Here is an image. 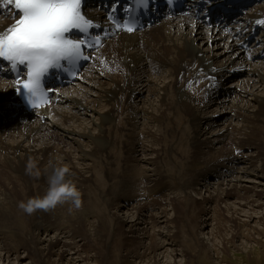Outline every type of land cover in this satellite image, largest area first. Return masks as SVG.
<instances>
[{
  "label": "bare ground",
  "instance_id": "6f19581e",
  "mask_svg": "<svg viewBox=\"0 0 264 264\" xmlns=\"http://www.w3.org/2000/svg\"><path fill=\"white\" fill-rule=\"evenodd\" d=\"M0 10L4 16V20L0 21V31H3L12 21V16L8 13L7 5H0ZM248 19L257 20V23L264 21V3L248 11L246 20ZM191 22L193 20L187 16L176 17L166 20L162 26L144 32L140 37L137 36L139 38L121 36L116 42H110L103 53L107 56L114 54L113 64L118 67L119 72L106 69L95 71L99 66H93L86 72L84 81L61 90L59 102L52 112H45L48 115L47 124L42 123L40 118L22 115L21 112L17 119H13L17 109L0 107V110L6 111L4 114L0 113V264H96L97 261L99 264H107L115 252V249H110V240L123 235L125 239L121 248L124 246L125 255L120 258L122 263H176L173 249L168 253L170 243L157 241L161 233L168 234L155 229L161 220L168 224L170 216L160 214V210L165 209L162 202L158 203L156 199L154 202L158 205L152 210L148 209L151 208L149 204H153L150 198L167 189L168 185L176 186V181L186 180V177L190 180V190L195 189L197 184H201L198 183L199 176H203L205 180L214 178L213 185H202L201 188L205 187L206 192L195 201L188 200L191 195L189 196L190 190L187 188L183 194V204L201 209L203 214L209 213L210 219L215 218L214 229L207 231L209 238L212 240V236L219 235V241L224 247L227 248L230 244L234 246L233 236L237 231L241 232L239 229L244 226L247 232H244L246 241H242V246L245 247L250 241H254L256 245L262 244L264 93L258 94V97H253V94L249 97V94L251 90L264 92V60L245 61L244 50L235 57L239 52L235 53V50L240 48L237 47L233 34L218 31L209 36L203 25L191 26ZM261 50L257 49L258 52ZM128 59L130 61L127 62ZM208 60L220 71L222 68L229 70L240 64V61L248 67L245 71L241 70L242 78H239L242 76L240 75L229 80L230 75L218 72L215 92L220 91V95L214 101L213 108L214 111L217 108L226 109L229 114H213L204 128L211 125V118L218 122L219 117L229 118V115L238 125L232 120H226L223 125L213 129L212 134L203 132L202 126L198 125L199 111L205 110L209 103L205 101L204 91L195 83L185 85L189 79L187 75L191 76L196 66L203 65L205 70L209 69L205 64ZM154 72L167 76L162 83L154 82L152 78L142 83L144 76ZM181 73L182 81L178 80ZM224 78L230 82L226 87ZM198 79L200 77L195 78L196 81ZM7 81L8 79L0 77L2 100L10 90ZM139 81L144 88L150 87V97L157 96V100H154L156 103L150 102V106L134 104L133 99L146 104L148 100L141 98L143 92L135 87ZM101 100L106 101V108L99 111L95 104ZM87 111H92V114L98 111L102 116L100 122H94L97 134L87 127H76L81 124L80 114ZM168 111H172L174 117L170 118ZM4 119L9 120L5 124L1 123ZM61 132L85 136L87 140H91L90 149L84 148V143L87 142L84 137L74 140L76 148H66L63 146L66 141L59 136ZM105 147L110 149L109 153L111 151L109 161H102L99 156ZM115 151L118 152L117 156ZM250 151L257 153L250 154ZM143 154H155V158H147ZM164 156L166 161L161 168L166 174V170L173 168L171 172L175 180L170 176L167 179L166 174L156 166ZM255 156L263 162L262 169L254 164ZM98 159L101 163L120 164V169L116 171L120 176L112 178L103 189H97L105 199L107 208H117L115 201L120 199H129L125 200L128 201L126 206H129L130 201L140 202L130 204L134 214L130 213L128 218L115 215L114 210L111 214L115 213L113 217H110V212L101 215L100 224L96 225L95 233L91 231V235L100 241L101 248H105L107 243L108 249L98 248L96 255L99 257L94 258L95 254L83 253L85 248L89 249V239L78 241L74 229L78 221L86 222L92 218L91 208L70 211V206L63 204L49 211L37 210L27 214L19 205L45 194L48 177L56 167L67 168L68 178L82 189L90 182L93 165L99 162ZM170 159L173 164H170ZM91 160L92 163H88ZM240 160L250 162L252 166L238 169L235 164ZM189 162L200 164L203 169L197 171L188 167ZM30 163L39 169L38 177L29 174ZM180 168L182 170L179 172L177 169ZM205 170L209 173L205 174ZM111 172L108 171V177ZM247 173L256 175L258 182L247 179ZM221 176H224V182L219 179ZM144 182L150 184L147 191L142 188ZM181 192L176 190L171 193L176 197ZM141 201L148 205H141ZM226 211L230 216L226 215ZM137 217L142 220L138 221ZM208 223L211 224V220ZM196 228H201V224L196 223ZM226 229L232 231L231 235L221 234L220 231ZM166 238L181 245V238L178 236L170 235ZM214 241L213 246L216 244ZM165 247L166 250L162 251ZM15 248L22 249L23 254H19ZM223 249L224 252L225 248Z\"/></svg>",
  "mask_w": 264,
  "mask_h": 264
},
{
  "label": "rangeland",
  "instance_id": "374dc122",
  "mask_svg": "<svg viewBox=\"0 0 264 264\" xmlns=\"http://www.w3.org/2000/svg\"><path fill=\"white\" fill-rule=\"evenodd\" d=\"M212 47H213V45H212ZM213 49H214V51H215V47H213ZM249 72L251 71V70H248ZM161 73V72H160ZM158 73V72H154L153 74H151L150 76L151 77H148V78H152L153 80H154V82L156 81L157 83H162V81L163 80H165V76H167V75H165V74H163V73ZM242 75V74H241ZM238 76H240V75H238ZM243 77V75L241 76V77H239V78H242ZM148 78L146 79V80H143L142 79V83H146L147 81H148ZM234 81V80H233ZM137 83H140L139 85H137L136 86V88L137 89H139L140 91H145L146 90V88H147V90L149 91V94H150V87H146V88H144V85H142L141 84V82L139 81V82H137ZM230 82H227L226 84H225V87L227 86V84H229ZM138 86H142V89H140ZM224 87V86H223ZM233 88V87H232ZM139 91V92H140ZM258 92V94H262V93H264L263 91H255V90H251V92ZM143 97H145V93L143 92ZM149 97V96H148ZM146 97L145 99H148L147 100V104L146 103H141L138 99H134V104H138V105H140V104H144V105H147V106H150V104L152 103V102H154V103H156V101H154V100H157V96L155 95L154 97L152 96V97ZM249 97H252V93L251 94H249ZM217 98L215 97V98H212L211 100H210V102L208 103V105H207V108H205V110L203 109L202 111L200 110L199 111V122H198V125L200 124V127L202 126V128H203V132H210L211 133V131L213 130V129H215V128H217V127H219V126H221V125H223L225 122H226V120H229V121H233V122H235V120H233L232 118H230V115H229V118H227L226 116L225 117H219V121L217 122L216 121V119H214V118H211L210 120H209V123L211 122V125H207L206 127L207 128H204L205 127V123H206V121H208V119L214 114V116H218V115H221V114H225V112H226V114H229L228 113V110H223V109H221V108H217V110H215L214 111V106H215V100H216ZM101 102V101H100ZM151 102V103H150ZM99 103V102H98ZM150 103V104H149ZM97 104V103H96ZM96 104H95V108H97L96 107ZM239 104H242V103H239ZM103 105H104V107L106 106V103L104 104L103 103ZM98 108H100V110H103L104 108H103V106L102 105H98ZM106 108V107H105ZM97 110H99V109H97ZM99 110V111H100ZM98 112V111H97ZM89 116H91V113H88L87 115H84L83 116V120H84V122H85V124H87L88 122H90V117ZM168 116L171 118V117H174L173 116V113H172V111H168ZM222 116H224V115H222ZM99 117V115H98V113L96 114V113H94V118L95 119H97ZM221 118V119H220ZM95 122V121H94ZM97 122V121H96ZM201 122V123H200ZM2 123V122H1ZM45 124H47V123H45ZM53 124V123H52ZM81 124L79 123V125H77L76 127L78 128V129H84V127H87V128H90V130L93 132V133H95V134H97L98 132H95V131H97L98 129H97V127H96V125H94V123H91L90 122V124L89 125H82V128H79V126H80ZM235 125H238L237 123L235 124ZM8 126V125H7ZM51 126V125H50ZM183 126H184V123H183ZM154 128H156V127H154ZM212 134V133H211ZM211 134H210V136H211ZM207 136H209V135H207ZM67 140L68 141H70L72 144H74V141L72 140V138H68L67 137ZM88 143V141L87 142H85L84 143V148L86 149V150H89L90 149V147H89V149L86 147V144ZM221 145V144H220ZM76 147H77V144H76ZM75 147V148H76ZM185 148H187L186 146H185ZM253 152H255V151H250V152H248V153H250V154H253ZM115 153V155L117 156L118 155V152L117 151H115L114 152ZM255 153H257V152H255ZM209 154H211V153H209ZM212 154H213V152H212ZM255 155V154H254ZM143 156H145V157H147V158H155V154H143ZM166 156V155H165ZM165 156L164 157H162V159L161 160H159V163L158 164H156V166L159 168V169H161L162 170V168H161V165L163 164V162H165L166 161V159H165ZM172 156V153L170 154V157ZM167 158V157H166ZM170 161V164H173L172 162H171V159L169 160ZM253 161L255 162L254 164L255 165H257V166H260L259 168H261L262 169V167H263V162L261 161V160H258L257 158H256V156H255V158H253ZM238 162H240V161H238ZM244 162V161H243ZM88 163H92V160H91V162H88ZM180 163H182V162H180ZM245 163H248L249 164V166H252V163H250V162H245ZM102 164H105V165H111V163L110 162H105V163H102ZM116 165H117V168L116 167H112V168H110V169H107V168H104V171L105 172H108V171H112L111 172V174H110V177H109V179H110V181H111V179L112 178H114V177H116V176H120V175H118V173H116V171L117 170H119L120 169V164H118L117 162L115 163ZM186 164V163H185ZM95 165H98V162H96L94 165H93V168H94V166ZM187 165H188V167H192V168H195L197 171H199V170H202L203 169V166L202 165H200V164H197V163H194V162H189V163H187ZM155 166V167H156ZM235 166H237V167H239L238 169H244V168H249V167H240L238 164H235ZM176 168V167H175ZM115 169V170H114ZM172 170H173V168H172ZM171 170V171H172ZM163 171V170H162ZM98 172H100V175L102 176V178H103V175H102V171L99 169V167H97V169H96V174L98 175ZM163 172H165V171H163ZM166 172L167 173H169V170H166ZM174 172V171H173ZM205 174H207V173H209V172H207L206 170L205 171H203ZM92 173H94V170L93 171H91V174ZM246 176H249V178H247V179H251L253 182H258V179H256L255 177H256V175H253L252 173H247V175ZM251 176V177H250ZM168 177V176H167ZM200 177V176H199ZM198 177V178H199ZM223 177L224 176H221L219 179L220 180H222L223 179ZM92 178V175H91V177H90V182H88L82 189H80L79 188V190H80V193H81V200H82V206H81V208H83V207H88V208H91L92 209V214L94 213V212H97L96 211V209L93 207V205L94 204H96V201H94L93 202V199L94 198H96L98 201H99V203H101V205H100V208H101V210H102V214H107V212H111L110 211V209H111V207H110V209L109 208H107V203H106V201H105V199L102 197V196H100V194L97 192V189L99 188V187H102L101 189H103L104 187H106L109 183H110V181H109V183L107 182V178H106V182L104 183V184H101L100 183V180H92L91 179ZM203 178V179H202ZM225 178H227V175L225 176ZM173 179H176V178H173ZM179 179V178H178ZM214 179V178H213ZM213 179H206L205 180V178L202 176L201 178H200V180H198V183H201V184H197L196 186H195V189H192V190H190L189 191V196L192 194V192L194 191L195 192V195H197V196H199V198H200V196L201 195H203V194H205V187H203V188H201L202 187V185H207L208 183H211V184H209V187H211L213 184H212V180ZM105 179L103 178V181H104ZM97 181V182H96ZM177 182V181H176ZM222 182H224L223 180H222ZM169 183H170V180H169ZM191 186V184H190V182L189 183H187V188L189 189L190 188V186ZM149 186H150V184L149 183H147V182H144L143 184H142V188L144 189V191H147L148 189H149ZM224 186V185H223ZM86 188H89V190L87 191L86 190ZM197 188V189H196ZM205 188V189H204ZM146 194V193H145ZM188 194V193H187ZM87 197H89V198H91L92 199V202H89V201H87L86 202V199H87ZM100 198H102V199H100ZM184 197H182L181 199H183ZM114 199V198H113ZM112 199V200H113ZM125 200H129V199H120V200H116L115 201V203L117 204V208H113V210L115 211V215H119L120 214V216H123V217H125V218H128L129 217V214L130 213H133L132 212V207H130V204L132 205V204H136V202H134V201H130V203L128 204L129 206H126L127 205V202L125 201ZM184 200V199H183ZM99 203H97V204H99ZM104 203H106V205L104 204ZM189 203H192V202H189ZM93 204V205H92ZM106 206V207H105ZM123 206H126V207H123ZM150 207V206H149ZM208 206H206V208H207ZM106 208V209H105ZM134 211V210H133ZM166 211V210H165ZM199 211H201V209H199ZM226 213V215L228 216H230V214L226 211L225 212ZM110 215V217H113V216H115V215ZM134 214V213H133ZM209 213H205L204 215H203V213L200 215V216H202V220H201V230H202V234H201V236L203 237V242L205 243L204 244V247H202L201 248V250L199 251V257L198 258H195L194 259V261H192V262H190V263H188V261L187 262H184V258H182L181 257V254L179 255L178 253L176 254L175 252V258H176V263L177 264H264V238L262 239L263 240V242H262V244L261 245H256L255 243H254V241H250L251 243H249V244H247L245 247H243L242 246V241L243 240H245V234H246V228L243 226V227H241L239 230H241V232H239V231H237L238 233H235L234 234V236H233V238L235 239V244L236 245H232V244H230L229 245V247H224V245H222V243L219 241L220 240V236L218 235L217 237H214V236H212V240L209 238V233L207 232V231H209V229H211L212 228V226H211V224L210 223H208L209 222V220H211V222H212V219H210V217H208L209 215H208ZM213 217L215 216V214L214 215H212ZM206 217H208V219L206 218ZM101 218V215H100V217L98 218V220L96 221V223H95V226L99 223L100 224V221H99V219ZM108 219H109V216L107 217ZM206 218V219H205ZM243 219H245V218H243ZM92 220H93V218H90L88 221H78L77 222V224H76V226H75V228L74 229H76V238H77V240L78 241H80V240H82L83 238H88L89 239V242L87 243L88 244V246H89V249H84L83 250V253H86V254H91V255H93V254H95L94 256V258H97V257H99V255H96V252H97V250H98V248H99V250H100V246H101V243H100V241L98 240V239H96V237H94V236H92L91 235V231L92 232H94L95 233V231H94V229H95V227H91L90 225H89V223L91 224V225H93L94 226V223L92 222ZM137 220L139 221H141L142 219H138V217H137ZM215 220V218L213 219V221ZM162 221V220H161ZM159 221L158 223H157V228L155 227V229H157V230H161V231H163V232H165L164 230H162V228H163V226H162V224H163V222H165V221ZM203 221V222H202ZM208 221V222H207ZM114 221H112V223H113ZM85 223H87L86 225H85ZM214 223V222H213ZM89 226V227H88ZM110 228V227H109ZM206 229V230H205ZM204 231V232H203ZM212 231V230H211ZM246 231V232H245ZM205 232H207V234H204ZM221 232V234L223 233H225V234H229V235H231L230 233L232 232V231H230V229H226L225 231L223 230H221L220 231ZM244 232H245V234H244ZM220 234V233H219ZM207 235V236H206ZM256 235V234H255ZM168 236L170 237V235L168 234ZM167 235H165V234H160L159 235V239L157 240L158 242H164V243H168L167 242V240H165L166 239V237H168ZM228 238L229 237H231V236H228V235H226ZM257 236V235H256ZM168 237V238H169ZM191 236H189V238H190ZM124 239H125V235H123V236H121V237H114L113 239H111L110 240V249H112V250H114L115 249V252H113V254H112V256H110V258H109V262L107 263V264H125V263H122L121 261L122 260H120V258L122 257V256H124L125 254V249H124V246L121 248V246H122V244H123V242H124ZM215 240V241H214ZM98 241H99V244H98ZM213 241L216 243L215 244V246H213L212 245V243H213ZM246 241V240H245ZM241 242V243H240ZM176 244V246H177V248L179 247V243H175ZM194 244H195V242H194ZM238 244V245H237ZM210 245V246H209ZM263 245V246H262ZM108 247V244L106 243L105 244V248H101V249H108L107 248ZM208 247V248H207ZM223 248H225V251L223 252ZM171 249H173V251H174V247H173V243L171 244V247L169 248V254H170V251H171ZM212 249V250H211ZM15 250L19 253V254H23V250H20V249H16L15 248ZM162 251L163 250H166V247L165 248H162L161 249ZM227 250V251H226ZM262 252V253H261ZM165 253V252H164ZM166 254V253H165ZM181 258V259H180ZM98 259H100V258H98ZM98 262V263H97ZM96 262V264H99V261H97ZM105 263V262H104ZM175 263V262H174ZM173 263V264H174ZM175 263V264H176ZM22 264H24V263H22ZM101 264H103V263H101ZM161 264H165V262L164 261H162L161 262Z\"/></svg>",
  "mask_w": 264,
  "mask_h": 264
},
{
  "label": "snow or ice",
  "instance_id": "6c2138e0",
  "mask_svg": "<svg viewBox=\"0 0 264 264\" xmlns=\"http://www.w3.org/2000/svg\"><path fill=\"white\" fill-rule=\"evenodd\" d=\"M138 2L148 4V0ZM7 3L14 5L17 18L7 30L9 34L0 38V57L11 62L13 69L17 64L24 65L28 79L22 87L30 101L44 99L42 80L49 69L63 68L62 61L75 66L81 59H89L83 54L88 45L65 34L73 28L87 33L92 22L81 12L82 0H7ZM126 30L134 31L132 27ZM23 74V70L18 72V76Z\"/></svg>",
  "mask_w": 264,
  "mask_h": 264
},
{
  "label": "clouds",
  "instance_id": "9594fccd",
  "mask_svg": "<svg viewBox=\"0 0 264 264\" xmlns=\"http://www.w3.org/2000/svg\"><path fill=\"white\" fill-rule=\"evenodd\" d=\"M29 174L39 176L40 171L34 164L28 166ZM69 170L63 166L56 167L48 177V189L44 195L21 202L19 207L27 214L37 210L49 211L59 205L68 204L70 211L82 206L81 193L75 183L68 178Z\"/></svg>",
  "mask_w": 264,
  "mask_h": 264
},
{
  "label": "built area",
  "instance_id": "2783aa9c",
  "mask_svg": "<svg viewBox=\"0 0 264 264\" xmlns=\"http://www.w3.org/2000/svg\"><path fill=\"white\" fill-rule=\"evenodd\" d=\"M213 222H215V221H213ZM210 230V229H209ZM211 230H213V228H211Z\"/></svg>",
  "mask_w": 264,
  "mask_h": 264
}]
</instances>
